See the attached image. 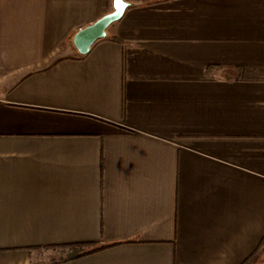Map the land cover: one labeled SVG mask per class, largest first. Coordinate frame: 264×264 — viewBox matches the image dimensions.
Listing matches in <instances>:
<instances>
[{
	"label": "crops",
	"instance_id": "1",
	"mask_svg": "<svg viewBox=\"0 0 264 264\" xmlns=\"http://www.w3.org/2000/svg\"><path fill=\"white\" fill-rule=\"evenodd\" d=\"M111 1L0 0V264H264V0Z\"/></svg>",
	"mask_w": 264,
	"mask_h": 264
},
{
	"label": "water",
	"instance_id": "2",
	"mask_svg": "<svg viewBox=\"0 0 264 264\" xmlns=\"http://www.w3.org/2000/svg\"><path fill=\"white\" fill-rule=\"evenodd\" d=\"M125 4L127 7H124ZM135 4L134 1L129 0H121V3L119 4L117 3V0H112V9L110 11L104 13L84 27L79 28L72 35L71 40L77 52L81 55L86 54L90 51L96 41L107 38V27L111 23L118 21L125 11Z\"/></svg>",
	"mask_w": 264,
	"mask_h": 264
},
{
	"label": "trees",
	"instance_id": "3",
	"mask_svg": "<svg viewBox=\"0 0 264 264\" xmlns=\"http://www.w3.org/2000/svg\"><path fill=\"white\" fill-rule=\"evenodd\" d=\"M130 1H134L136 3L135 5H150V4L163 2V1H166V0H130ZM84 55L85 54H83L82 56H84ZM75 246H80V245L69 244V247H71V248L75 247ZM103 246L104 245L99 246V247H91L90 249L82 251V252H75V253L71 254L70 257H76V256H79V255H82V254L90 253V252H93V251L103 247ZM263 249H264V238L260 241V243L256 247V250L254 251V253L252 255H250L248 257V259L254 257L255 255L258 254V252L262 251Z\"/></svg>",
	"mask_w": 264,
	"mask_h": 264
},
{
	"label": "snow or ice",
	"instance_id": "4",
	"mask_svg": "<svg viewBox=\"0 0 264 264\" xmlns=\"http://www.w3.org/2000/svg\"><path fill=\"white\" fill-rule=\"evenodd\" d=\"M117 3H121V0H117ZM124 7H127V5L125 4Z\"/></svg>",
	"mask_w": 264,
	"mask_h": 264
}]
</instances>
